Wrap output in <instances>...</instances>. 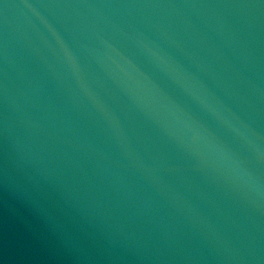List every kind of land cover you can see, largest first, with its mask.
<instances>
[{"label":"water","instance_id":"1","mask_svg":"<svg viewBox=\"0 0 264 264\" xmlns=\"http://www.w3.org/2000/svg\"><path fill=\"white\" fill-rule=\"evenodd\" d=\"M0 264H264V0H0Z\"/></svg>","mask_w":264,"mask_h":264}]
</instances>
